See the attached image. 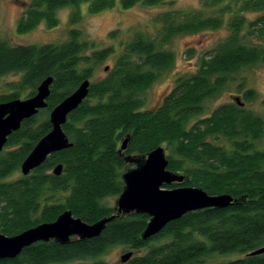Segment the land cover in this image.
<instances>
[{"label": "trees", "instance_id": "obj_1", "mask_svg": "<svg viewBox=\"0 0 264 264\" xmlns=\"http://www.w3.org/2000/svg\"><path fill=\"white\" fill-rule=\"evenodd\" d=\"M165 1L120 0V4L130 9ZM82 3H88L90 14L114 6V0H30L17 32L26 33L41 21L55 27V12L66 6L75 8L70 18L75 24ZM202 4L219 5L218 15L180 17L170 12L157 19L162 24L161 44L179 34L228 29L227 37L200 60L195 73L178 78L156 109H145L146 89L172 64L173 55L134 35L105 77L90 82L87 98L68 116L62 129L72 146L13 179L35 144L51 130L48 118L40 120V116L49 115L82 81H90L95 67L115 49L94 50L91 43L80 41L76 29L59 45L12 46L0 41V79L22 74L10 92L0 94V103L19 99L25 90L31 97L42 80L53 78L47 107L24 120L0 152V233L17 235L53 222L66 210L88 224L114 216L96 238L73 239L65 245L38 242L0 264H107L99 258L114 246L132 252L124 264H204L211 256L234 252L240 257L218 264H264V254L250 255L264 246V149L257 147L264 140V120L237 103L220 105L200 117L203 103L219 94L230 74L262 60L263 50L244 44L240 31L243 13L257 12L247 22V36H264V0H203ZM227 15L231 20L224 25ZM116 35L112 31L109 37ZM244 95L252 98L251 91ZM126 137L127 147L119 151ZM158 146L165 149L167 169L184 176L181 183L164 188L197 187L209 195L229 194L234 203L225 209L189 212L144 241L141 234L149 217L117 214L104 201L122 191L121 171L129 163L125 158H141ZM58 164L63 166L62 174L55 176L52 169Z\"/></svg>", "mask_w": 264, "mask_h": 264}, {"label": "rangeland", "instance_id": "obj_2", "mask_svg": "<svg viewBox=\"0 0 264 264\" xmlns=\"http://www.w3.org/2000/svg\"><path fill=\"white\" fill-rule=\"evenodd\" d=\"M203 0H167L156 6L136 5L130 9H123L120 0H114V6L98 14H90L88 3H82L78 7L80 20L73 24L70 22L71 14L75 11L72 6H66L55 12L57 25L48 28L45 22H40L26 33H18L17 26L25 13L30 0H0V41L9 45H59L68 40V33L72 29L80 32V41L91 43L94 50L113 47L115 49L107 60L97 65L90 82H95L105 77L107 71L115 64L117 56L121 53L125 43L131 41L134 35H141L145 40L157 43V49L169 52L173 55L172 64L164 70L145 91V109H156L163 97L174 87L178 78H188L199 67L200 60L213 47L228 35V29L220 28L215 31H202L197 33L179 34L171 38L167 43L160 42L162 24L157 21L163 13L174 12L181 16L190 13H199L201 17L218 15L215 7H204ZM257 12H244L245 24L240 33L245 35L243 43L248 46H258L263 50L264 36L258 38L247 36V22L257 16ZM231 17L225 16L224 25H228ZM181 20L178 18L177 22ZM117 31L114 38H110V32ZM89 53V50L86 51ZM91 52V51H90ZM22 74H8L0 79V94L8 93L11 88L21 80ZM229 81L219 94L207 99L203 103V113L200 117L209 115L214 109L223 104L234 103V98H239L243 108L262 117L264 120V56L254 65L241 68L234 74H230ZM25 90L19 99L27 98ZM251 91L252 98L247 99L245 92ZM48 118L42 114L40 120ZM197 118L193 119L196 120ZM219 144H221L219 142ZM257 147L264 149V140ZM126 164L121 174L133 168ZM22 176L17 171L11 179ZM117 197L105 199V204L115 207ZM127 247L114 246L109 248L99 259L107 264H122L120 257L128 252ZM240 257L237 252L214 255L206 259L204 264H218Z\"/></svg>", "mask_w": 264, "mask_h": 264}, {"label": "water", "instance_id": "obj_3", "mask_svg": "<svg viewBox=\"0 0 264 264\" xmlns=\"http://www.w3.org/2000/svg\"><path fill=\"white\" fill-rule=\"evenodd\" d=\"M52 82L53 78L49 76L40 82L33 96L0 103V152L8 136L19 130L24 120L36 116L39 111L47 107ZM89 86L88 79L82 81L50 111L48 121L51 130L35 144L21 163L20 172L23 176L42 165L50 155L72 146L62 127L67 122L68 116L87 98ZM234 102L239 106L243 105L239 98H234ZM128 140L126 137L122 141L119 151L126 149ZM125 161L133 163L134 167L121 174L123 187L117 196L115 210L117 214H145L149 217L141 234V239L144 241L159 234L167 224L189 212L207 208L225 209L234 203L233 197L229 194L209 195L197 187L164 188L173 183H181L184 176L167 169L165 149L161 146L141 158L126 157ZM62 169V164H58L52 169V174L60 176ZM113 217L88 224L66 210L53 222L41 223L17 235L6 236L0 233V260L14 259L25 248L38 242L53 240L65 245L73 239L96 238ZM261 254H264V246L250 253V255ZM131 256L132 252L124 253L120 257V262L124 264Z\"/></svg>", "mask_w": 264, "mask_h": 264}, {"label": "flooded vegetation", "instance_id": "obj_4", "mask_svg": "<svg viewBox=\"0 0 264 264\" xmlns=\"http://www.w3.org/2000/svg\"><path fill=\"white\" fill-rule=\"evenodd\" d=\"M235 103V102H234ZM243 104V103H242ZM240 107H243V105L242 106H240Z\"/></svg>", "mask_w": 264, "mask_h": 264}]
</instances>
